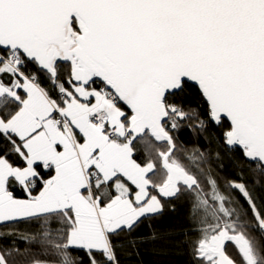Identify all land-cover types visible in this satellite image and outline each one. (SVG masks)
Wrapping results in <instances>:
<instances>
[{
  "label": "snow or ice",
  "instance_id": "1",
  "mask_svg": "<svg viewBox=\"0 0 264 264\" xmlns=\"http://www.w3.org/2000/svg\"><path fill=\"white\" fill-rule=\"evenodd\" d=\"M0 228V264H264V0H0Z\"/></svg>",
  "mask_w": 264,
  "mask_h": 264
},
{
  "label": "trees",
  "instance_id": "2",
  "mask_svg": "<svg viewBox=\"0 0 264 264\" xmlns=\"http://www.w3.org/2000/svg\"><path fill=\"white\" fill-rule=\"evenodd\" d=\"M181 139L185 141L190 140V134L188 132H182L181 133ZM21 231H25L24 227L20 226ZM0 231H7L6 229L0 228ZM15 237L17 240L20 239V233L16 232ZM0 243L7 244L8 241H2ZM147 246L145 248L141 249V255L140 257H137L135 255L127 256L125 254L120 255V259L122 261V264H139L140 260H143L144 264H185L187 260L186 255H178L176 251H172L167 256H158L154 255L151 251L146 250ZM127 251H132L131 249H127ZM186 252V250H185Z\"/></svg>",
  "mask_w": 264,
  "mask_h": 264
}]
</instances>
